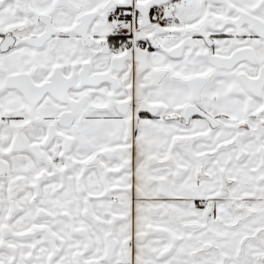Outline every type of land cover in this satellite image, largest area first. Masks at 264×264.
I'll return each instance as SVG.
<instances>
[{
    "label": "snow or ice",
    "instance_id": "snow-or-ice-1",
    "mask_svg": "<svg viewBox=\"0 0 264 264\" xmlns=\"http://www.w3.org/2000/svg\"><path fill=\"white\" fill-rule=\"evenodd\" d=\"M0 264H264V0H0Z\"/></svg>",
    "mask_w": 264,
    "mask_h": 264
}]
</instances>
